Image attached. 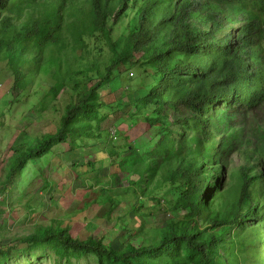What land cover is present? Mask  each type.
Here are the masks:
<instances>
[{
    "label": "trees",
    "instance_id": "16d2710c",
    "mask_svg": "<svg viewBox=\"0 0 264 264\" xmlns=\"http://www.w3.org/2000/svg\"><path fill=\"white\" fill-rule=\"evenodd\" d=\"M254 1L264 9V0H84L89 2L92 16L82 26L91 32L106 31L116 57L105 68L95 61L88 69L98 80L90 77L89 88L78 104L66 107L56 135H41L37 147L14 151L8 169L9 188L34 155L41 157L54 145H65L69 137L78 142L75 137L81 134L109 140V131L103 130L108 114L119 111L121 118L127 115L136 120L135 110L152 108L153 113L145 117L149 129L146 142L150 144L155 129L156 137L163 136L165 148L174 149L167 152L182 156L168 186L179 189L180 195L166 198V190L156 201H143L141 206L150 210L161 205L166 225L160 234L143 236L140 247L129 240L117 249L102 239H75L67 228L51 226L42 233L54 238L52 248L65 256L82 257L89 252L99 264H264V21L262 14L249 6ZM31 2L0 0V62L8 61L16 84L28 79L25 70L32 72L39 64L37 54L41 57L46 46L58 45L62 10L72 6L65 0H43L40 17L32 19L31 14L25 25H16L13 17L18 13L14 10L32 7ZM111 16L115 22L130 21L122 22L131 27L124 41H116L112 34L121 22L108 27ZM83 35L81 31L76 42L79 46L88 45ZM26 55L35 57L27 59ZM53 58L48 60L50 68L43 70L58 79L49 89L57 97L63 89L59 84L62 73L60 67L54 69ZM135 59L147 74L137 88L132 85L135 79L125 76L130 70L125 69L127 62ZM106 89L108 95L130 89L129 105L123 103L122 96L112 103L107 95L102 96ZM257 112L262 115L253 118L249 137L245 118ZM254 143L256 150L251 147ZM238 150L244 161L239 176L236 178L234 171L225 179L223 164ZM145 152L144 146L133 143L112 150L121 169L134 174L141 170H134L133 155L141 157ZM90 166L95 168V164ZM133 185L139 188V181H131ZM217 194L223 195L220 199L234 198L230 202L225 199L223 206L212 212L206 198L209 195L213 205ZM163 198L168 209L163 207ZM106 201L112 204L111 212L121 208L134 212L133 200L108 196ZM206 213L209 217L202 226L200 220ZM248 216L261 217V221L234 230ZM130 234L131 239L141 236L133 231Z\"/></svg>",
    "mask_w": 264,
    "mask_h": 264
},
{
    "label": "rangeland",
    "instance_id": "374dc122",
    "mask_svg": "<svg viewBox=\"0 0 264 264\" xmlns=\"http://www.w3.org/2000/svg\"><path fill=\"white\" fill-rule=\"evenodd\" d=\"M65 2L72 6L62 10L59 43L46 46L40 53L41 57L37 54L39 64L33 67L32 72L24 71L28 76L27 80L16 84L14 71L8 61L0 62V264H99L97 257L89 252L82 257L62 255L56 248H52L51 241L54 238L44 237L43 229L51 226H56L57 230L67 228L75 239H102L117 249L123 248L129 240L140 247L143 236L148 233L160 234L164 232L166 225V212H161V205L156 204L154 211L141 206L143 201H156L157 195L166 190V198L176 199L180 195L179 189L168 186L171 184L170 175L174 167L182 163V156L167 152L174 149L165 148L163 136L160 139L156 137L153 132L155 129L151 131L150 144L146 142L149 139L145 135L149 129L145 117L153 113L152 108L135 110L136 120L128 118L127 115L121 118L119 111L113 116L108 114V122L103 125V130L109 131V140H98L97 136L86 137L81 134L75 137L78 142L74 143V138L69 137L65 145H54L41 157L34 155L25 162V168L19 171L11 189L9 188V165L14 160V151L37 147L41 135H56L66 114V107L71 103L78 104L89 88L87 82L90 77L98 80L97 74L89 72L88 69L94 66L95 61L101 63L99 68H105L116 57L105 36L106 31L91 32L82 26L91 21L89 2ZM43 3V0H32V7L15 9L14 13H18L13 17L15 24L25 25L31 14L32 19L40 17L44 11ZM78 4L82 5L81 9ZM258 5V1L249 2L251 8L262 14L264 21V9H260ZM133 13L137 15L138 11ZM108 20V27L121 22L113 28L112 34L116 41H124L131 27H126L122 22L129 20L115 22L114 16ZM81 31L85 35L81 38L88 40V45L76 44ZM97 43L101 45L96 46ZM52 55L56 63L54 69L60 67L62 82L64 81V84L59 81L63 89L57 97L51 95L49 89L58 84V79L43 70L50 68L48 60ZM33 57L35 56L26 55L27 59ZM137 64L135 59L128 61L125 67L130 69L125 76L135 79L132 84L134 88L139 87L141 81L147 77ZM130 91L127 89L121 94L108 95L110 91L106 89L102 96L107 95L112 103H116L122 96L123 103L129 105L127 98L133 94ZM261 115L257 112L246 116L249 137L253 134V118ZM230 121L228 115L229 124ZM113 132H117V138ZM130 143L136 147L142 145L146 150L141 157L138 154L133 155L136 160L134 170H141L138 174L130 172L131 170L123 171L112 154L115 148H122ZM256 146L257 143H254L251 147L256 150ZM252 151L253 149L249 153L253 154ZM234 152L223 164L225 179L234 171L238 178V170L244 162L241 159L242 152ZM90 164H95V168ZM131 181H139V188L137 185L131 186ZM108 196H122L125 201L133 200L134 212L129 213L123 208L111 212L112 204L106 201ZM221 196L223 195L217 194L213 205L212 198L207 196L206 203L209 207L212 206V212L223 206L225 199L230 202L234 198L231 195L230 199H220ZM165 200L163 198L161 202L168 209L169 205ZM208 217L209 214L206 213L200 220L202 226L205 224L204 218ZM245 220L244 223L236 225L234 230L256 225L261 217L248 216ZM251 221L256 223L252 224ZM140 227L142 230L137 233L136 230ZM131 231L141 236L131 239ZM262 239L261 246L264 251V236Z\"/></svg>",
    "mask_w": 264,
    "mask_h": 264
},
{
    "label": "built area",
    "instance_id": "2783aa9c",
    "mask_svg": "<svg viewBox=\"0 0 264 264\" xmlns=\"http://www.w3.org/2000/svg\"><path fill=\"white\" fill-rule=\"evenodd\" d=\"M113 135H114V137H116L117 138V132H113Z\"/></svg>",
    "mask_w": 264,
    "mask_h": 264
}]
</instances>
